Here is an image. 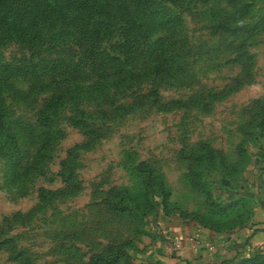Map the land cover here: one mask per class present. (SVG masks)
Wrapping results in <instances>:
<instances>
[{
    "label": "rangeland",
    "instance_id": "1",
    "mask_svg": "<svg viewBox=\"0 0 264 264\" xmlns=\"http://www.w3.org/2000/svg\"><path fill=\"white\" fill-rule=\"evenodd\" d=\"M191 1L189 8L173 7L194 49L188 69L156 87L161 103L179 99L188 105L167 110L149 103L109 114L99 120L106 123L102 136L91 143L68 120L66 109L60 112V134L43 170L12 177L0 156V264H108L98 259L107 255L108 242L115 246L113 252L117 246L128 251L131 264L141 263L155 231L154 216H168L161 205L162 189L168 210L205 214L211 196L202 184L204 172L218 198L214 181L264 155V0ZM130 5L134 9L133 0ZM153 25V36L163 33ZM55 55L15 37L0 43V106L27 138L44 99L74 75L64 64L48 69ZM235 76L244 78L241 84ZM151 87L144 80L139 92ZM198 91L224 95L214 99L207 94L204 106L194 104ZM96 105L111 110L107 103H82L91 110ZM64 160L78 186L73 194L58 192L66 184ZM146 190L157 211L141 216V207L134 206L126 191L142 205ZM215 214L218 221L224 218ZM134 258L139 260L133 263ZM117 264H125L124 258Z\"/></svg>",
    "mask_w": 264,
    "mask_h": 264
},
{
    "label": "trees",
    "instance_id": "2",
    "mask_svg": "<svg viewBox=\"0 0 264 264\" xmlns=\"http://www.w3.org/2000/svg\"><path fill=\"white\" fill-rule=\"evenodd\" d=\"M130 1L0 0V43L15 37L30 48L35 45L49 48L57 55L51 59L52 64L48 69L54 71L64 64L74 74L72 79L64 80L58 89L44 99L36 111V123L29 125L30 138L24 135L19 123L8 115L4 106H0V156L5 158L6 168L12 177L19 172L31 174L43 170L42 164L49 157L54 141L60 134V112L66 109L69 111L68 120L86 135L87 143H91L102 136V127L106 123H99V120L110 118L109 114L116 116L149 103L167 110L177 105H188L187 101L179 99L161 103L156 87L184 74L188 69L194 49L184 30L182 17L173 7L189 8L192 1L133 0L134 9ZM154 22L163 33L152 35ZM240 78L234 77L237 85L244 79ZM144 80H149L152 87L146 92H139ZM234 88L236 85L228 90ZM207 94L215 99L224 95V92L198 91L192 97L194 104L207 105ZM116 95L126 99L118 102ZM87 100L107 103L111 110L109 112L100 105H96L93 110L86 109L82 103ZM30 145L33 146V152L29 157ZM67 163L65 160L62 162L61 170L66 184L58 192L73 194L77 192L78 186ZM247 164L248 160L221 177L235 181ZM206 174L207 171L204 172L202 184L207 196H211L207 203L209 209L205 211L209 216L203 211L182 212L175 207L168 210L166 192L162 189L163 213L193 219L200 226L215 231L227 232L245 226L251 216L250 199L245 195H229L227 200L222 201L220 197L214 196L213 191L210 192L211 181L207 180ZM146 176L145 186L149 183V175ZM205 182H208L207 187ZM126 193L135 207H141V216L157 211L154 210V199L148 200L146 196L147 190L143 193L142 205L137 204L136 198L128 191ZM215 213H221L224 218L218 221ZM114 247L108 242L104 248V254L107 255L98 259H103V263L117 264L124 258L125 264H131V254L119 246L113 252L111 250ZM220 264H264V250L225 259Z\"/></svg>",
    "mask_w": 264,
    "mask_h": 264
},
{
    "label": "crops",
    "instance_id": "3",
    "mask_svg": "<svg viewBox=\"0 0 264 264\" xmlns=\"http://www.w3.org/2000/svg\"><path fill=\"white\" fill-rule=\"evenodd\" d=\"M245 169L235 181L224 177L214 181L222 201L229 195H245L250 199L251 216L245 226L215 231L193 219L158 213L153 220L155 231L146 241L138 264H220L225 259L264 250V155H257ZM188 237H195V242L188 241ZM178 239L184 245L172 247L171 241ZM136 260L139 259L134 258L133 263Z\"/></svg>",
    "mask_w": 264,
    "mask_h": 264
},
{
    "label": "built area",
    "instance_id": "4",
    "mask_svg": "<svg viewBox=\"0 0 264 264\" xmlns=\"http://www.w3.org/2000/svg\"><path fill=\"white\" fill-rule=\"evenodd\" d=\"M189 240L195 242L196 238L195 237H188V241ZM171 245L174 248H179V247L183 246L184 243L182 242V239H178V240L171 241Z\"/></svg>",
    "mask_w": 264,
    "mask_h": 264
}]
</instances>
